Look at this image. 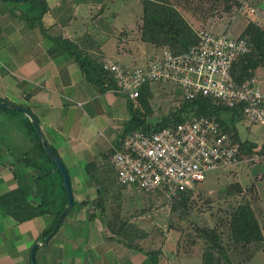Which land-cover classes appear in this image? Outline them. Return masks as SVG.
Returning a JSON list of instances; mask_svg holds the SVG:
<instances>
[{
	"label": "crops",
	"instance_id": "crops-1",
	"mask_svg": "<svg viewBox=\"0 0 264 264\" xmlns=\"http://www.w3.org/2000/svg\"><path fill=\"white\" fill-rule=\"evenodd\" d=\"M84 2L0 0V101L37 118L67 168L74 193V207L60 230L36 250L37 264H202L193 257L195 248L189 255L180 248L171 211L170 221L157 222L154 202L117 181L110 155L125 137L137 100L113 89L100 91L73 54L53 41L75 44L102 65L109 52L101 37H114L117 29L101 19L104 7L97 16L89 10L80 20ZM27 118L0 109V264H32V248L44 242L39 239L55 219L44 215L18 223L3 209L9 208L3 198L17 190L39 205L37 177L51 167L35 148ZM52 177L59 181L56 174ZM256 214L264 234V212Z\"/></svg>",
	"mask_w": 264,
	"mask_h": 264
},
{
	"label": "built area",
	"instance_id": "built-area-1",
	"mask_svg": "<svg viewBox=\"0 0 264 264\" xmlns=\"http://www.w3.org/2000/svg\"><path fill=\"white\" fill-rule=\"evenodd\" d=\"M199 42L187 52L141 66H126L102 58L103 71L114 77L113 93L139 99L146 85L167 84L183 99L210 97L230 109L240 108L251 123L264 127V95L254 77L238 83L231 75L234 62L249 53L247 39L231 33L215 36L201 30ZM112 149L110 163L120 185L145 194L164 193L177 198L206 180L209 172L264 164V154L244 157L240 145L221 131L216 120L193 116L157 132L138 130Z\"/></svg>",
	"mask_w": 264,
	"mask_h": 264
},
{
	"label": "trees",
	"instance_id": "trees-1",
	"mask_svg": "<svg viewBox=\"0 0 264 264\" xmlns=\"http://www.w3.org/2000/svg\"><path fill=\"white\" fill-rule=\"evenodd\" d=\"M39 1L34 0L31 3L37 4ZM208 1L212 5V11H215L219 4L225 3L227 5L225 0ZM143 6L142 37L144 42L167 47L174 55L185 53L198 44L199 39L195 30L173 0H143ZM227 6L224 11L230 12L233 6ZM46 12L47 8H44L39 19H42ZM242 37L247 39L250 51L238 58L233 64L231 75L238 83H244L254 78L257 69L264 67V28L257 22H252L244 30ZM53 41L57 47L63 48L65 46V50L73 54L85 76L94 81L100 91L106 92L116 88L114 77L104 72L102 65L92 56H89L86 50L83 51L77 45L65 40L55 38ZM152 97V88L150 85H146L137 100L142 112L130 110L132 120L124 136L138 130L146 133L157 132L193 116L206 117L216 120L221 126V131L229 134L234 143L240 145V151L244 157H249L251 154H264V147L257 150L251 142H242L240 139L235 127L236 117L243 119L245 117L240 108L230 109L220 101L199 96L194 100L185 99L181 107L173 114L163 117L160 122L153 124L147 120L153 115V109L150 106ZM224 113L232 115L231 125L227 126V122L222 118ZM26 122L29 134L35 142V148L43 154L51 166L48 170L43 171V176L37 177V186L42 200L39 205L33 206L25 193L17 190L2 200L9 204V208L2 207L18 223L29 221L34 217L53 215L54 223L39 239L43 242L53 232L58 218L65 210L68 204V196L59 169L46 153L40 137L28 118ZM54 174L58 176L59 181L52 177ZM196 186L187 189L180 193L177 198L171 200V214L175 215L174 222L173 220L171 222V228L173 231L181 233L178 241L180 248L188 255L195 248L192 253L193 257H198L202 264H237L232 260L231 252L237 255L238 264H248L257 253L264 250V234L251 202L239 204L228 214V219L225 222L220 220L222 223L220 224L219 221L218 225L212 228L196 230V225L188 223L187 213L184 212L189 207V200L194 194ZM221 225L226 227V232H222L223 227H220ZM223 235L228 236L229 242L226 245L222 243Z\"/></svg>",
	"mask_w": 264,
	"mask_h": 264
},
{
	"label": "rangeland",
	"instance_id": "rangeland-1",
	"mask_svg": "<svg viewBox=\"0 0 264 264\" xmlns=\"http://www.w3.org/2000/svg\"><path fill=\"white\" fill-rule=\"evenodd\" d=\"M87 1L81 3L83 7L80 20H85V17L82 16H85L87 11L90 10L92 16L95 17L104 7L105 10L101 19L107 22L109 29H117L114 37L109 34H104L101 37V40L108 43L106 51L109 52L103 57H110L108 54L115 53L114 55L119 60L114 58L116 62L126 66H141L157 61L166 52H170L167 47L143 41V0ZM173 1L196 34L204 30L215 36L228 33L234 36H242L244 30L252 22H257L264 28V0H225L227 5L233 6L230 12L224 11L227 6L225 3L217 5L216 10L212 11V5L209 4L208 0ZM89 5L90 9L88 8ZM93 27L91 24L89 30ZM255 78L258 80L259 88L264 95V67L257 69ZM150 86L153 92V97L150 99L153 115L147 120L155 124L160 122L163 117L173 114L181 107L185 99L173 86L167 84ZM135 106V111L142 112L138 102ZM222 118L227 122V126L231 125V114L224 113ZM235 127L242 142H251L257 150L264 147L263 126L251 124L245 117L244 119L236 117ZM139 193L144 198L154 202L151 209H154L153 216L157 222L166 220L167 223L170 221L172 199L160 192L155 194ZM262 198L264 199V164L243 163L238 168H224L209 172L206 180L197 184L194 194L189 200V207L184 212L187 213L186 218L189 224H195L196 230H204L218 225L220 220L225 222L228 219V214L243 202L250 201L255 213L264 212ZM172 220L173 222L175 220L173 214H171V222ZM262 221L264 227V219ZM222 232H226V227H223ZM173 236L177 235L173 234ZM228 242V236L223 235L222 243L226 245ZM198 244L201 243L198 242ZM230 256L238 264L237 255L231 252ZM248 264H264V252L257 253Z\"/></svg>",
	"mask_w": 264,
	"mask_h": 264
},
{
	"label": "water",
	"instance_id": "water-1",
	"mask_svg": "<svg viewBox=\"0 0 264 264\" xmlns=\"http://www.w3.org/2000/svg\"><path fill=\"white\" fill-rule=\"evenodd\" d=\"M10 1L32 2L34 0H10ZM0 109H10V110L18 111V112L25 114L30 119L32 125L34 126L38 136L40 137V139L43 143V146H44L46 153L52 159V161L55 163V165L57 166V168L59 169V171L63 177L65 189H66L67 196H68V204H67L65 210L63 211V213L58 218V221H57V223L53 229V232L44 240V242L42 244H36L31 250V263L37 264L36 250L38 248H40L41 246H46L50 242V240L53 238V236L56 233H58V231L60 230L61 226L63 225L67 215L71 212V210L74 207L75 201H74V193H73V189H72V184H71V180H70V176H69V173L67 171V168L65 167L61 158L57 155V153L53 150V148L47 142L45 135L41 129L40 123L37 120V118L30 111H28L24 108L18 107V106L13 105V104L4 103L1 101H0Z\"/></svg>",
	"mask_w": 264,
	"mask_h": 264
}]
</instances>
